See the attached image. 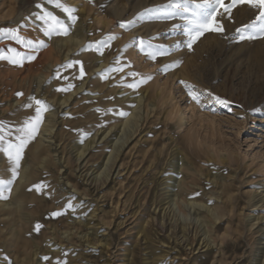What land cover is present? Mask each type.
<instances>
[{
	"label": "rangeland",
	"instance_id": "374dc122",
	"mask_svg": "<svg viewBox=\"0 0 264 264\" xmlns=\"http://www.w3.org/2000/svg\"><path fill=\"white\" fill-rule=\"evenodd\" d=\"M80 1L86 2L88 11H91L90 13L95 14L98 18L106 19L108 24L105 25L89 15L86 16L85 23L90 25L91 28L85 29L84 35L80 37L79 44L69 43L72 50L68 56L63 57L54 42L73 34L74 26H72L68 35H55L53 33L51 36L46 35L45 38L38 34V30L45 34L44 22L39 17L45 15L46 12H52L64 20L65 23H70L67 14L61 8L56 7L55 0H52V2H49V0H17L13 5V11H11L7 0H0V19L3 20H0V29H17L19 34L28 40L33 42L44 41V46L33 52L35 59L25 60L22 66L12 64L7 60H0V121H5L16 128L13 119L17 115L13 111V108L17 105L16 98H23L24 103H27L32 96L46 101L56 110V125L53 133H57L55 135L57 138L63 135V139L66 140L64 144H62V140L60 143L55 142V145L59 148V152L62 150L60 145L66 146V156L73 158L76 154L72 149V146L76 144L75 141L82 144L87 138H90L93 130L119 124L122 119L127 118V115L121 116L119 113L123 111L129 114L132 111L135 98L141 95L140 90L148 88L149 97L154 96L155 99L157 97V104L151 108L147 99L143 98V102L138 108L139 116L137 120L135 122L131 121L124 130L118 131L119 135L129 130H132L133 133L122 147L119 155L121 157H118L115 164L112 176L116 183L115 190L113 194H110L108 189H104L101 194H105V196L98 203L99 210L101 208L108 211L114 210V215H117L114 216L111 213L112 218L108 219L109 225L108 223L106 225L101 223V230L98 232L100 236L103 237L102 234H106L109 239H112L110 240V249L112 248L110 250L111 263L117 264V261H119L118 254L124 246L134 248L133 235L128 230L136 225L135 217L133 218L132 213L130 214L137 207L136 202H134L135 198L133 197L124 206L131 190L130 187L132 188V185L136 184L137 177L146 165L148 169L142 178L150 187L155 185V179L161 175V173H158L159 171L167 174L169 170L165 169L163 171V168L168 166L167 162L174 139L183 142L188 151L193 153H190L193 158L197 159L196 165H189L190 169L185 175V182H188H186L187 186L193 190L191 197L213 204L214 197L211 193H213L215 187L207 177L210 172L223 181L226 189L223 201L227 200L228 203L223 210V218L217 223L219 225L216 227L217 230L208 233L210 240L215 242V245L208 252L204 250L197 251L195 264H251L255 262L260 255L259 247L264 246V240L260 239V237H264V233L257 236L256 239L255 236L253 237L248 226L247 215L255 210L264 214V205L260 208L253 205L259 197H253L255 191L259 195L264 194V36L240 40L236 29L253 20L258 10L244 3L237 4L232 9L230 19L225 14L223 33L206 32L192 44L191 48H188V38L183 30L180 12L173 4L169 3V0ZM199 2L200 0H194V3ZM228 2L229 0H225L226 4ZM40 5L43 7H40ZM128 21L134 23L129 27L120 26ZM109 34H113L116 38L111 41L110 45L103 48V55H101L96 50L95 42L106 39ZM133 37H141L146 41L151 39L154 46L167 48L168 54L158 57L156 60L149 59L146 52L142 53L139 47L130 44ZM89 45H92V47H89ZM9 47L16 48L19 51H33L10 39L7 34H0V49L7 52ZM117 60L119 65L114 63ZM76 61L81 63H75ZM173 61L178 62V66H170L167 71L161 70L164 65H172ZM69 62H73L72 67H65ZM129 62L130 67H125ZM46 63L51 67H45ZM81 66L83 67L84 79L81 78L80 74ZM118 66L122 67L123 71H106L110 67L116 68ZM39 71L44 74V78L37 92L38 85H36L35 74ZM130 72L139 73L140 76L133 78L128 75ZM73 73L74 75H72ZM148 75H151L152 78L146 83L140 84L135 89L127 87V84L139 80L141 76ZM64 77L68 79H64ZM18 78H21L22 82H19ZM181 80L192 83L201 90H208L220 96L229 102L228 105L215 103L210 108H201L200 105L190 99L184 85L179 83ZM69 83L73 85L71 90L67 92L57 90L66 87ZM13 84L16 85L14 89ZM81 84H83V87L75 90ZM17 93H23L24 96H18ZM153 93H156L157 96ZM65 94H71L69 101L60 108L54 106L52 100ZM10 99L11 101H9ZM183 114L187 118V122L184 124L180 122ZM147 115L148 117H146ZM241 116H243V119L240 118ZM44 118L45 113L43 114ZM41 125L42 123L39 124L37 132L40 130ZM117 128H113L105 137H100L102 130L96 134V138H100L91 148L94 150L90 154L87 151L83 157L74 162L75 173H70L66 170L67 167L63 166L57 173L58 177L63 176L59 179V182L55 180L54 176H50L51 182L39 184L40 187L37 192L39 196L46 195L48 203L44 206V209L48 213L64 209L69 200L75 206L74 213L72 209H68L65 214L59 217L47 216L45 222L38 219L41 234L53 232L54 228L52 230L50 226L54 224H57L58 230L60 227L57 232L62 237L64 236L63 232L70 228H73L74 233L77 232L79 226L76 223L77 217L81 215L82 217L79 218L84 219L94 205L97 204L95 198H92L93 195L91 196L87 192L82 178L78 177L87 167H90L88 175L92 174V177L101 172L103 162L106 161V154L112 151L114 143L118 141L119 136L117 138L114 136V132L118 130ZM110 135H113V138L108 139ZM39 137H41L40 134L35 139L37 140ZM106 139H108V142L103 143ZM52 141H54V138ZM96 144L98 147H95ZM158 150L161 154L158 155L157 159L155 153ZM223 154L229 158V162L223 163L221 161ZM210 156H214V158H209ZM79 163L80 166L76 168ZM116 175L120 182L116 179ZM66 176L71 177V180L78 184V188L86 194L79 198L75 192L69 190L71 185H67L69 186L67 189L64 183L59 184L66 179ZM72 176L74 177L72 178ZM139 185L141 188L144 183L139 182ZM216 188L218 189V187ZM136 190L135 193L138 194V188ZM218 191L221 192L220 189ZM174 205V209L176 208L175 213L180 220L196 224L199 219H202V214H199L196 207H191L180 199ZM100 215H102V212H100ZM137 216L140 217L139 214ZM120 220L125 221L124 225L117 228L116 222L118 223ZM226 220L228 221L226 222ZM84 230H87V228H84ZM238 233L241 235L239 236ZM78 242L79 234L71 240L65 237V242L62 244L63 249L60 250L61 254L59 253L57 257L53 258L52 252H41L40 256L42 255V259L48 257V259H44L45 264H57L58 259L60 264H70L71 261H76L78 264L105 263V255H102L103 253L99 248L83 247ZM120 244L122 245L120 246ZM137 250L139 255L137 256L139 261L137 264H140V257L145 250ZM212 251L215 254L211 253ZM9 254L12 255L11 252L4 250V247H0V264H14L12 263L14 259ZM174 255L175 253L171 252L164 258L162 264H185V255L181 257L180 255ZM250 255L251 257H249Z\"/></svg>",
	"mask_w": 264,
	"mask_h": 264
},
{
	"label": "bare ground",
	"instance_id": "6f19581e",
	"mask_svg": "<svg viewBox=\"0 0 264 264\" xmlns=\"http://www.w3.org/2000/svg\"><path fill=\"white\" fill-rule=\"evenodd\" d=\"M7 1L9 2L11 11H13V5L15 2H17V0H7ZM64 2L71 7H74L77 10L75 15L78 16V19H77V21L73 27V30H74L73 34H71L70 36L65 37V38H60L54 42V45L59 49V52L62 54V56L66 57L69 55V52L72 50V47L69 46V43L79 44L81 41L80 37H82L84 35L85 29L91 28L90 25L85 23L86 16L89 15L91 18L94 17L95 20H99L105 25L108 24V22L106 19L98 18L95 14L90 13L91 11L90 12L88 11V8H87L88 6L85 4L86 2L84 3V2H81L80 0H64ZM46 4H48V3H46ZM1 21H3V20H1ZM100 28H102V27H100ZM38 34L40 36L46 38V34H43L39 30H38ZM90 41H91V39H90ZM112 54H113V52H112ZM97 58H99V57H97ZM45 67H49V64L46 63ZM98 67H99V65H98ZM40 68H41V66H40ZM32 72H33V70H32ZM32 72H31V75H32ZM15 74H17V73H15ZM29 75H30V73H29ZM72 75H74V73ZM87 75H88V73H87ZM32 76L34 77V75H32ZM43 78H44V74L40 73V71H39V73L35 74V79L37 81L36 85H38L37 90H36L37 92H38V88L40 87V83L42 82ZM30 79H32V78H30ZM83 79H84V77H83ZM18 80H19V82H22L21 78H18ZM77 81H78V79H77ZM8 83H10V82H8ZM14 87H16L15 84H13V89H14ZM82 87H83V84H81L75 90H78ZM6 90H5V92H6ZM70 92H68V93H70ZM140 94H141L140 95L141 97L140 96L136 97L134 100V104L132 106V111L129 112V114L127 115V118L122 119V121L119 124H113V125H110L107 127H101L97 130H93L90 138H87L82 144H81V142L75 141L76 144L72 146V149L74 150V153H76V154L74 155L73 158H71L70 156L69 157L66 156V151H65L66 146L60 145V149L62 148V150L59 152V148L57 147V145H55V142H57V141H58V143H60L63 140L62 144H64V142L66 141L65 139H63L64 137H62L63 135L60 134L61 137L59 136L60 138H57V136H55L57 133L56 132L53 133V130L55 129L54 127L56 125V123H55L56 110H54L53 106H51L48 109V111L45 112V118L42 121V125L40 126L41 128L39 127L40 130L37 133H35L34 139H32L27 144L26 148L23 151V157L20 161V167L18 169L19 176L16 179L15 183L12 185V189H11L10 194L7 192L4 193V195H7L8 198L7 199L0 198V247H4V250L12 253V255L9 254L11 256V258L14 259L12 263H14V264H16V263H18V264H45V260L42 259V257H41L42 255L40 256L41 252H44V253L52 252V255H53L52 257L53 258L57 257L59 255V253L61 254L60 250L63 249L62 244L65 242V237L68 238L69 240H71L79 234V242H78L79 244H81L83 247L88 246L89 248H99L101 250V252L103 253L102 255L103 256L105 255L106 261L104 260L105 261L104 264H113V263H111V259H110V257H111L110 256V250L112 249V248L110 249V246H111L110 240H112V239L111 238L109 239L106 236V234H102L103 235V237H102L99 235L98 232L101 230V227H100L101 223H104L105 225L108 223V225H109L108 219L112 218L111 213H113L114 210L108 211L105 208H101V210H99L100 207L98 206V203L101 202L102 197L105 196V194H101V192L104 189H108L109 193L113 194V191L115 190V185H116L115 179H113V177H112L113 171L115 168V164H116V161H117L119 155L121 154L120 152H121L122 147L131 138L132 133H133L132 130H129L128 132H123L122 135H119L118 131L124 130V128L127 125H129L131 121L135 122L137 120V118L139 116L138 115V108L141 106V104L143 102V100H142L143 98L147 99L148 105H150L151 108H153L157 104L156 103L157 97H156V99L154 96L149 97V89L148 88L141 89ZM6 95H7V93H6ZM37 95H39V94H37ZM8 96H10V95H8ZM61 96L62 95L57 96L56 98H54L52 100L54 102V106L56 105V106H58V108H60L64 104H66L69 101V99L71 98V94L70 95L65 94L62 97ZM155 96H157V95H155ZM32 97H34V96H32ZM9 101H11V99ZM15 101L17 102V105H15V107L13 108V111H15L17 113V115L13 119L15 122V127L18 128V127L22 126L27 119H29L35 115L36 105L33 101L32 102L33 106L27 107L26 105L29 103V101L27 103H24L23 98H16ZM2 102H3V100H2ZM7 103H8V101H7ZM123 105H124V103H123ZM87 109H89V108H87ZM146 117H148V115ZM180 122L182 124L187 122V118H186L185 114L181 115ZM93 125H95V124H93ZM116 127H118L117 128L118 130L116 132H114L115 135L114 134L113 135L116 138L119 136V138H118V141L114 143V146L112 147V151H110V152L108 151L109 153L106 154V157H105L106 161L103 162V168H101L102 169L101 172H99L98 174H96L92 177V174L88 175L90 167H87L85 170H83L80 173V175L78 177V178H82V181L85 184L87 192L90 193L91 196L93 195L92 198H95L94 200L97 201V204H95V205L93 204L94 205L93 209L90 210L89 214L84 219L79 218V217H82L79 213L78 214L80 216L79 217L76 216L77 217L76 223L79 225L77 227V232H76L77 235H76V233H74L72 231L73 228H70V229L66 230L65 232H63L64 236L62 237L61 234L59 235L57 232L60 230V227L58 230L57 224L50 226L51 229L54 228V230L52 229L53 232L49 231L50 233L41 234L39 232V230L38 231L36 230V226L38 225L37 220L40 219L42 222H45L46 217L49 216L50 213H48L44 209L45 208L44 206L48 203V200H46V195L44 194L43 196H39L38 192H37L38 188L35 186L39 185L42 182H45V183L51 182V178H49L50 176L51 177L54 176L55 180L57 182H59V179H61L63 176L60 175V177H58L57 173H58V171H60V169L63 166H66L67 167L66 170H68L70 173L74 172V167H73V165L75 164L74 162L79 160L81 157H83V155H85V153L87 151H89L88 154H90L91 151L94 150L91 148L97 142V140L101 136L105 137L106 135H108V133L111 130H113V128H116ZM96 128H98V127H96ZM141 128H140V130H141ZM100 130H102V132H100V137H98V139H97L96 134H98V132ZM58 132H60V131H58ZM38 134H40L41 137H39V139L36 140L35 137L38 136ZM113 135H110L108 137V139L111 138ZM53 138H54V141H52ZM108 139H106V141H104L103 143H107ZM138 142H139V140H138ZM139 144H137V145H139ZM95 147H98V145L96 144ZM131 153H134V152H131ZM190 153H192V152L188 151V149L183 144V142L174 139V144H173V147L170 151V155H169L168 162H167L168 166L163 168V171L165 169L169 170L167 172V174H164L161 171H159L158 173H161V175L159 174L160 176L159 177L157 176L158 178L155 179V185L153 187H150L149 184L146 183L142 178V176L145 174L146 170L148 169V167L146 165L147 168L145 167V169L142 171V173L137 177L136 184L134 183L135 185H132L133 186L132 188L130 187L131 190L129 189L130 192L128 194L127 199L124 202V206H126L129 203V201L132 200L133 197L135 198V201L134 200L133 201L136 202L137 207H136V209L134 208L135 210H133V212H130V214L132 213L133 218L135 217L134 221H136V225H135V227L128 230L133 235L132 241L134 244V248H132L130 246H124L123 248L121 247L122 249L118 254L119 255V261H117V264H137L139 262L137 259V256H139L137 253V251H138L137 249H139L140 251L145 250L143 255L140 257V259H141L140 264H162L164 258L166 256H168L171 252L175 253L174 256L180 255V257H181V256L185 255L186 256L185 264H195V262H196L195 258H196L197 251L204 250L205 252H208V251L212 250V248L214 247L215 242L210 240L208 233H211V232H214L215 230H217L216 227L219 226V225H217V223H219V221L222 220V218H223V210L225 208V205L228 203L227 200L223 201L225 198L224 193L226 192L225 185H224L223 181H221V179L218 176L212 175V173L210 172L207 175V177L210 179L211 183H213V186L215 187V189H213V193H211V195H213V197H214L213 198L214 201L212 202L213 204L211 205L205 201L202 202L196 198L191 197L193 190L187 186V184H186L187 181L185 182V175L187 174V172L190 169L189 165L195 166L197 163L196 162L197 159L195 160ZM126 154H128V153H126ZM160 154H161V152L158 150L155 153V158L158 159V155H160ZM201 154H203V153H201ZM209 158H214V156H210ZM221 161L223 163H227V162H229V158L225 154H223ZM79 166H80V163L76 165V168ZM9 171H10V161L7 157V154L0 153V176H3L4 178H8ZM55 171H56V174H55ZM233 174H234V172H233ZM74 176H72V178ZM116 179H117V175H116ZM65 181H66V183H65ZM118 182H120V181L118 180ZM139 182L144 183V186H142L140 188ZM62 183H64L66 185L67 189L69 187L67 185H71L69 190L73 191V193L75 192L79 198L83 194H86V193H83L82 189L80 190V188H78V184L76 182H73L71 180V177H69V176H66V179L62 180L61 183H59V184H62ZM82 186H83V184H82ZM216 187H218V189ZM121 188H122V184H121ZM136 188H138V190H139L138 194H136L137 192L135 193ZM219 189L221 192L218 191ZM120 192L121 191L119 190V193ZM77 195H76V197H77ZM66 196H68V195H66ZM88 197H90V196H88ZM177 197H178V199H180L185 204H188L191 207H196L199 214H202V219L200 220L198 218L199 219V222L197 221L198 223L193 224V222L180 220L178 218V216L175 213L176 208L174 209V206H175L174 204H176L177 200H178V199H176ZM253 197L254 198L258 197L257 200L253 199V200H255L253 203L254 207L259 206V208H260L261 206L264 205V194L259 195V193L257 194L255 191V194ZM219 199H220V201H219ZM175 201H176V203H175ZM119 206H121V205H119ZM112 209H114V208H112ZM100 212H102V215H100ZM138 214L140 215L139 218L137 216ZM113 215H114V213H113ZM247 216H248L249 229L252 232L253 237L255 236V239H256L257 236H261V234L264 233V214L255 210V211L249 213ZM120 218H122V217H120ZM113 219H115V218H113ZM227 221L228 220H226V222ZM113 222H115V221H113ZM124 222H125L124 220H120L118 223L116 222V227L118 228V227L124 225ZM84 228H87V230H84ZM116 230L118 231V229H116ZM113 231H115V230H113ZM223 232H224V230H223ZM223 232H222V234H223ZM102 233H105V232H102ZM121 234H122V232H121ZM238 235L240 236L241 234L238 233ZM119 236H120V234H119ZM50 239H52V240L49 241ZM258 239H259V237H258ZM260 239L264 240V237H260ZM67 244L69 245V242ZM261 244H263V243H261ZM121 245L122 244H120V246ZM259 249H260L259 250V252H260L259 257L256 259L255 262H252L251 264H264V246L259 247ZM217 251H218V248H217ZM211 253L215 254L213 251ZM111 254H113V253H111ZM2 255H3V253H2ZM249 257H251V255ZM211 262H212V260H211ZM70 264H78V262L71 261Z\"/></svg>",
	"mask_w": 264,
	"mask_h": 264
},
{
	"label": "snow or ice",
	"instance_id": "6c2138e0",
	"mask_svg": "<svg viewBox=\"0 0 264 264\" xmlns=\"http://www.w3.org/2000/svg\"><path fill=\"white\" fill-rule=\"evenodd\" d=\"M49 2H52V0H49ZM55 3L56 7L61 8L63 12L67 14L70 23H65L64 20L60 19L52 12H46L45 15L39 17L44 22V32L48 36H51L53 33L58 35H68L72 26L75 25L78 19V16L75 15L77 10L74 7L66 4L64 0H55ZM169 3L173 4L180 12V17L183 21V30L188 38V48H191L192 44L195 43L206 32L212 31L223 33V19L225 14L230 19L232 9L240 3L247 4L251 8L258 10V12L253 20L236 29L239 39H254L256 36H264V0H229L227 4L225 3V0H200L199 3H194V0H169ZM40 7L43 6L40 5ZM133 23V21H128L127 23H122L120 26L129 27ZM0 34H7L10 39H13L18 44L23 45L26 49L33 50L19 51L16 48L9 47L8 51L5 52L4 49H0V60H7L15 65L22 66L25 60L35 59L33 52L37 48L44 46V41L33 42L28 40L27 38L22 37L17 29H0ZM115 38L116 37L113 34H109L106 39L96 41V50L99 51L101 55H103V48L110 45L111 41ZM130 44L139 47L142 53L146 52L149 59L152 60H156L158 57L168 54L167 48L154 46L151 42V39L146 41L141 37H133L130 41ZM89 47H92V45H89ZM75 63L81 62L76 61ZM114 63L119 65L118 60L114 61ZM72 65L73 62H69L65 67L70 68ZM170 66H178V62L173 61L172 65H164L161 70L167 71ZM125 67H130V62L128 65H125ZM106 71H123V68L119 66L116 68L110 67ZM80 74L82 78L84 75L82 66L80 69ZM128 75L132 76L133 78L140 76V74L136 72H130ZM151 78V75L141 76L139 80H135V82L127 84V87L135 89L140 84L146 83ZM64 79L68 78L64 77ZM179 83L184 85L190 99L200 105L201 108H210L211 105L215 103L227 106L229 103L225 99H222L220 96L215 95L208 90L199 89L198 86L192 83L183 80L179 81ZM72 87L73 85L69 83L66 87L57 90L67 92L71 90ZM17 95H23V93H17ZM33 101L36 105L35 115L27 119L22 126L14 128L7 122L0 121V153L7 154V157L10 161V171L8 178L0 176V198L2 199L8 198V196L4 195V193L7 192L10 194L12 185L19 176L18 169L20 167V161L23 157V151L27 144L32 139H34L35 133L38 130V126L40 123H42L43 113L47 112L51 107L46 101L42 99H36L35 97H30L29 103L26 106L32 107ZM119 115L126 116L128 113L121 111ZM240 118L243 119V116ZM35 187L39 189L40 185H36ZM68 209H72V211L75 212V206L71 203V200H69L64 209L54 211L50 213V215L52 217H59L65 214ZM40 227V225H37L36 230L38 231ZM44 259H48V257H45ZM57 264H60L59 260L57 261Z\"/></svg>",
	"mask_w": 264,
	"mask_h": 264
}]
</instances>
